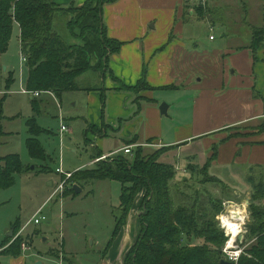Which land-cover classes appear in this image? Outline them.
Listing matches in <instances>:
<instances>
[{"label":"crops","instance_id":"crops-1","mask_svg":"<svg viewBox=\"0 0 264 264\" xmlns=\"http://www.w3.org/2000/svg\"><path fill=\"white\" fill-rule=\"evenodd\" d=\"M52 1L68 7L87 0ZM255 9L262 10L261 17L249 23V10ZM208 10L223 12L218 25ZM202 20L210 31L222 30V39L210 36L206 45L200 37ZM104 21L108 36L123 46L111 56L105 78L98 77L101 87L73 92L76 105H85L84 115L73 120L83 119L84 140L102 155L122 150L133 140L134 150L165 147L163 158L172 156L174 161L168 163L185 176L201 181L199 170L205 168L233 197L252 195L248 178H264V40L256 51L253 48V30H264V0H117L104 7ZM14 27L20 34L18 25ZM143 76L151 91L137 95L119 90L120 82L135 87ZM86 79L95 82L97 76ZM51 96L62 108L63 101ZM49 100H39V114ZM162 104L168 106L167 115H161ZM91 127L102 134L90 133ZM108 138L113 146L104 148ZM149 143L156 146H144ZM97 156L86 169L94 167ZM136 207L105 255V264H123L137 240L141 225ZM11 258V264H26L24 257Z\"/></svg>","mask_w":264,"mask_h":264},{"label":"trees","instance_id":"trees-1","mask_svg":"<svg viewBox=\"0 0 264 264\" xmlns=\"http://www.w3.org/2000/svg\"><path fill=\"white\" fill-rule=\"evenodd\" d=\"M116 1L87 0L81 6L61 7L52 0H0V55L8 50L13 28L18 25L21 54L26 59L27 90L50 92L62 102L64 95L81 89L78 82L82 76L98 72L105 78L109 73V60L121 50L123 43L108 36L104 7ZM60 16L67 19V35L56 28ZM253 32L256 51L264 40V30L254 29ZM119 90L139 95L152 89L143 76L135 87H127L120 82ZM2 102L0 100V139L5 136L1 124ZM40 103L37 99L31 100L34 116L39 114ZM28 126L32 135L27 142L28 151L32 158L45 160V150L35 138L42 132L35 117L28 121ZM134 143L135 140L129 141L127 146ZM163 149L165 147L146 154L143 148L138 147L133 156L119 154L80 174L85 181L112 180L123 186L120 215L105 255L127 224L137 198L143 194L139 216L141 230L125 254L123 264H221L226 238L219 230L216 216L222 212L223 203L222 199H213L202 187L221 186L223 192H229L225 194L226 199L232 198L231 192L222 181L209 176L205 168L199 170L204 179L197 183L193 195L174 192L177 168L160 161L165 154ZM101 156L99 152L95 159ZM0 165V190L9 189L23 165L17 155L0 158ZM248 183L253 192L248 238L255 240L256 244L248 251L251 257L241 258L238 264H264V178L253 176L248 178ZM183 184L187 185V182L183 181ZM201 191L208 195L204 196L212 214L198 208ZM75 193L71 189L63 194L69 197ZM185 238L190 242L188 245L183 243ZM196 240L201 243L194 245ZM2 256L16 258L21 256V252L16 244H11L0 252V258Z\"/></svg>","mask_w":264,"mask_h":264},{"label":"rangeland","instance_id":"rangeland-1","mask_svg":"<svg viewBox=\"0 0 264 264\" xmlns=\"http://www.w3.org/2000/svg\"><path fill=\"white\" fill-rule=\"evenodd\" d=\"M258 10H249L251 14V17L247 18L249 23H254V18L261 17L262 10ZM206 12L208 17H214L217 25L222 21L220 18L223 12L216 10ZM66 20L60 16L56 21V28L62 34L66 32ZM209 21L213 23L211 19ZM208 26V22H200V37L206 41V45H210V36L216 37L219 41L223 34V31L217 27L213 32L210 31ZM19 36L18 28L14 27L8 50L0 55V100H3L1 124L5 133V136L0 139V158L17 155L23 165L21 173L15 176L14 185L9 189L0 190V251L5 244L6 248L11 244H16L21 257L26 258V264H62L61 261L63 264H105L106 248L120 215L119 206L123 186L118 181H85L80 176L91 169H86V165L98 153L97 149L90 147V140L85 141L83 138V119L73 121L76 117L84 115L82 108L85 107L82 102L76 105V99H72L76 96L75 93L64 95L62 108L60 103L51 99V95L43 94L37 100L47 98L50 99V103L44 102L46 107L42 106L41 114L34 116L31 100L35 98L32 99V96L22 94L23 89L27 90V70L26 62L22 61ZM91 75L97 76L95 82L86 79ZM98 77L100 73L89 72L88 75L80 78L78 85L80 87L89 85L101 87L102 84ZM33 117L36 118V124L42 130L35 138L45 150V160L32 158L28 151L27 142L32 137L28 121ZM168 120H171V117L168 116ZM62 125L68 126L69 129L63 139L59 136ZM90 133L100 136L102 130L91 127ZM113 143V140L108 138L104 148H111ZM161 148L143 149L148 154ZM166 151H168L167 148L164 152ZM160 161L172 163L174 158L172 156L162 157ZM175 162L181 165V160L177 157ZM57 170L60 172L56 173ZM178 170L179 168L173 183L175 188L173 191L193 195L200 179L194 180L190 174L186 175V179L184 173ZM183 181L187 182V185L183 184ZM59 186H63V190L57 192ZM74 186L79 187L81 192L64 197L63 193L73 189ZM219 187L204 185L202 190L208 191L213 199H222V212L216 216L219 230L226 238L222 247V258L227 261L228 254L241 251L238 264L241 258L251 257L248 251L256 244L255 240L248 238L247 227L251 222L249 206L252 195L243 192L235 197L232 196L233 203H226L227 201L224 203L223 200L226 199L225 194L228 191L223 192L224 189ZM204 195L207 194L201 191L198 208H204L212 214L209 210L210 204ZM143 196L141 194L136 200L138 217L141 214L140 206ZM243 203L247 207V217L249 212V221L245 223L244 232L241 234L243 238H237L236 248L228 250L229 237L226 230L221 227L219 218L227 213L231 206L243 205ZM40 210H42L41 217L45 219L40 217L39 225L31 224L27 230L22 231V227ZM185 240L184 245H188L190 242L187 238ZM193 243L197 245L201 241L196 240ZM63 253H65V259ZM11 259L9 256L1 257L0 263L11 264Z\"/></svg>","mask_w":264,"mask_h":264},{"label":"built area","instance_id":"built-area-1","mask_svg":"<svg viewBox=\"0 0 264 264\" xmlns=\"http://www.w3.org/2000/svg\"><path fill=\"white\" fill-rule=\"evenodd\" d=\"M214 38L211 37V40H213ZM22 61L25 63L26 59L25 57L22 55ZM22 94L24 95H30L32 96V99L35 98H40L43 94H48V95H53L50 92H39V91H29V90H25L23 89ZM64 122V120L62 121V123ZM69 129L67 126L62 125L61 126V138L64 137V135L66 133H68ZM146 146H156L155 144H147ZM136 146L134 145H129L124 147L122 150L116 151L114 153L108 154V155H103L100 158L96 159L94 164L101 162V161H109L112 160L114 157L118 156L119 154H124V155H129V156H133L134 155V148ZM57 172H60L59 170H57ZM63 186H59V188L57 189V192H60V190H63L62 188ZM55 196V195H53ZM42 214V210H40L25 226L22 227V231L27 230V228L31 225V224H35V225H39L41 223L40 217ZM42 219H45V217H41ZM220 220V219H219ZM24 250L26 251V247L24 248ZM241 251H235V252H231V254H228V260L229 262H232L233 264H237L238 259L240 257Z\"/></svg>","mask_w":264,"mask_h":264},{"label":"bare ground","instance_id":"bare-ground-1","mask_svg":"<svg viewBox=\"0 0 264 264\" xmlns=\"http://www.w3.org/2000/svg\"><path fill=\"white\" fill-rule=\"evenodd\" d=\"M239 217L236 219V217ZM221 227L226 230L229 237L227 249L233 250L237 245V238L243 234L245 223H247V207L235 204L228 209V212L220 217ZM238 250V249H237Z\"/></svg>","mask_w":264,"mask_h":264},{"label":"water","instance_id":"water-1","mask_svg":"<svg viewBox=\"0 0 264 264\" xmlns=\"http://www.w3.org/2000/svg\"><path fill=\"white\" fill-rule=\"evenodd\" d=\"M167 111H168V106L166 104H162L161 107H160L161 115H167V113H168ZM73 189H74V191L76 193H80L81 192V189L79 187H77V186H74ZM237 218H239V217L237 216L236 219ZM10 235H12V234H10ZM238 238L242 239L243 236L240 235ZM221 264H233V263L229 262V261H226V260H222Z\"/></svg>","mask_w":264,"mask_h":264}]
</instances>
